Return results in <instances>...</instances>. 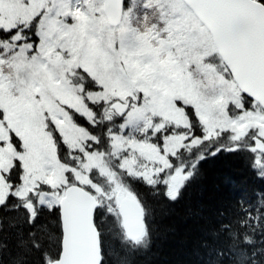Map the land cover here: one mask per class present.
<instances>
[{
	"label": "snow or ice",
	"instance_id": "1",
	"mask_svg": "<svg viewBox=\"0 0 264 264\" xmlns=\"http://www.w3.org/2000/svg\"><path fill=\"white\" fill-rule=\"evenodd\" d=\"M63 2L39 0V10L34 14L22 13L11 27L0 25V48L3 49L0 51V264H117L121 257L115 250L116 239L133 249L147 246L150 239L146 209L131 186L120 179V174L143 180L151 187L163 184L168 199L175 201L192 173L184 174L182 168L173 170L169 157L189 147L186 141L190 139L193 146H199L228 133L232 146L225 149L218 144L217 152H239L247 144V150L256 156V164L264 167V121L259 108L248 119L230 124L223 123L214 112L200 116L197 100L203 94L199 92L198 82L192 79L193 74L188 72L187 63L178 68V74L189 91L178 88L167 97L179 115L163 119L157 111L165 99L156 94L161 90L147 92L146 82L138 80L130 68L114 67L109 72L99 75L89 72L84 77L82 73L54 65L62 77L65 72L79 75L87 86H81L75 93L79 106L61 102L56 107L76 129L73 150L83 153L88 162L78 160L76 167H70L60 165L59 157L54 156L42 167L33 165L24 135L26 125L38 127L42 117L45 130L60 131L55 124L61 116L53 115L48 107L43 109L48 112L47 116L41 110L46 102L55 103L43 91L45 74L41 65L49 57L42 48L50 36L41 26L46 19H56L52 13ZM19 3L24 7L23 0ZM255 5L259 15L264 16V0H255ZM122 7L126 30L133 31L137 39L141 37V29L145 34H154L157 40L166 33L171 38L173 23L182 22L187 27L196 20L190 5L183 0H128L127 4L122 0ZM70 19L74 17L65 14L62 22L67 25ZM36 37H39L38 45H35ZM113 82L122 91L115 90ZM36 84L40 87H34ZM66 84L71 87L72 80L66 79ZM141 91H145L143 102ZM37 95L40 100L36 99ZM244 99L246 108L249 98ZM98 113L108 122L122 118L119 134L114 133L113 127L107 132L111 154L121 161L119 172L108 167L105 153L97 149L88 151L100 141L88 128L79 127L73 118L78 114L95 128ZM197 119L202 137L193 131ZM142 122L144 127L139 129ZM129 129L143 133L151 130L153 134L171 129V134L165 137L161 150L155 144L137 139ZM189 132L193 135L189 136ZM47 134L51 138L52 132ZM52 143L55 148V140ZM31 148L38 150L35 145ZM100 176L108 181V191L95 183ZM105 208L113 217L111 225L104 222L102 210ZM10 230L14 231V244L7 239ZM106 232L113 234L107 243ZM221 233L225 237L223 241L203 245L212 258L210 264H264V207L245 210L244 217L235 225L224 224L220 232L212 235L218 237Z\"/></svg>",
	"mask_w": 264,
	"mask_h": 264
},
{
	"label": "rangeland",
	"instance_id": "2",
	"mask_svg": "<svg viewBox=\"0 0 264 264\" xmlns=\"http://www.w3.org/2000/svg\"><path fill=\"white\" fill-rule=\"evenodd\" d=\"M23 4L24 7H21L19 0H0V25L11 27L17 16L22 13L31 15L39 10V0H23ZM57 11L60 13L59 16H57ZM57 11L52 13V16L56 17L55 20L46 19L41 26L50 36L42 51L51 60V63L49 60H45L41 65V71L45 74L43 91L51 101L55 102H46L41 106V110L48 107L53 115L61 116L55 124V127L60 131L45 130L42 117L38 127L26 125L24 135L30 146V159L33 165L42 167L48 159L54 156L59 157L57 138L62 139L63 144L69 149L68 157L70 160H75L76 166L78 160L81 163L88 162L83 153L73 150L71 145L77 134L76 129L72 127V122L68 120L67 116L60 113L59 108L56 107V104L61 102L79 106L75 93L80 90L81 86L75 87V79L79 81V84H81V80L76 78V75H71L70 72H65L62 77L54 65H60L76 73L83 72L87 76L89 72L99 75L111 71L114 67L117 70L130 68L138 80L146 82L144 88L147 92L152 93L155 88L161 90L156 94L165 97V99L160 103L157 111L163 119L166 116L176 117L179 115L168 103L167 97L174 94L178 88H184L185 92L189 91L178 74V68L187 63L188 72L193 74L192 79L198 82L199 92L203 94L197 100L200 116H207L210 112H214L220 116L223 123L230 124L248 119L249 114H255L259 108L262 121H264V111L258 105L252 104L249 105V109L244 108L241 92L218 56L210 34L197 19L187 27L182 22L173 23L170 29L171 38H168L167 34L166 37H160L157 40L154 38V34L141 32L140 39H137L133 31L126 30L125 19L117 27H112L109 24L104 13L103 0H64ZM65 14L74 17L69 20L67 25L62 22ZM85 69L88 71L86 72ZM66 79L72 80L71 87L67 86ZM34 87H40V85L36 84ZM112 87L115 90H121L115 82ZM139 95L143 102L145 91H141ZM36 99L40 100V95H37ZM148 114L152 115L151 112ZM43 115L47 116L48 112L43 111ZM118 120L120 123L122 122V118ZM143 127L144 123L142 122L139 129ZM139 129L134 132L131 129L128 131L132 132V135L137 139L155 144L161 150L165 146V137L171 134V129L155 134L151 130L143 133ZM49 131L52 132L51 138L47 134ZM114 133L119 134V128ZM188 135L192 136L193 134L189 132ZM220 138H228L232 146V140L228 133ZM53 140H55V148ZM65 140L68 142L66 143ZM186 143L189 147L182 148L186 153H189L193 147H198L192 145L191 139ZM32 145L37 146L38 150H32ZM111 152L110 148L109 155H107L109 158L105 157V162L108 167L119 172L118 165L121 161ZM59 164L65 165L60 159ZM89 166L91 167L92 164L90 163ZM177 168L184 169V174L188 173L184 166L173 165V170ZM258 168L264 172V167L258 166ZM68 175H71V172ZM123 175L126 174H120L122 181ZM97 181H100L101 185ZM95 183L101 187L107 184L104 188L105 191L110 189L108 181L103 176L95 179Z\"/></svg>",
	"mask_w": 264,
	"mask_h": 264
},
{
	"label": "trees",
	"instance_id": "3",
	"mask_svg": "<svg viewBox=\"0 0 264 264\" xmlns=\"http://www.w3.org/2000/svg\"><path fill=\"white\" fill-rule=\"evenodd\" d=\"M35 45H38L37 37ZM247 104L252 103L248 100ZM194 122L193 131L202 137L198 119ZM82 123L100 136V148L107 144V123L100 122L95 128L88 122ZM218 144L225 149L231 146L228 138L214 139L206 141L203 149L194 148L172 159L174 164L181 163L186 172L192 173L175 201L168 199L163 184L151 187L143 180L125 179L146 209L150 243L133 249L116 239L115 250L121 257L117 264H210L212 258L203 245L212 246L225 238L222 233L218 237L212 233L220 232L224 224L235 225L244 217L245 210L264 207V172L259 170L256 156L247 150L248 145H243L239 152H217ZM60 157L66 158L64 148H61ZM102 211L105 224L111 225L113 217L108 215L106 208ZM112 235L106 232V243L112 240ZM7 239L15 243L14 231L10 230Z\"/></svg>",
	"mask_w": 264,
	"mask_h": 264
},
{
	"label": "water",
	"instance_id": "4",
	"mask_svg": "<svg viewBox=\"0 0 264 264\" xmlns=\"http://www.w3.org/2000/svg\"><path fill=\"white\" fill-rule=\"evenodd\" d=\"M117 26L122 0H104ZM211 33L216 49L242 93L264 109V16L254 0H184Z\"/></svg>",
	"mask_w": 264,
	"mask_h": 264
}]
</instances>
